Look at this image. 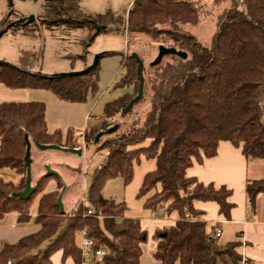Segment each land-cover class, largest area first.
<instances>
[{
	"label": "trees",
	"instance_id": "obj_1",
	"mask_svg": "<svg viewBox=\"0 0 264 264\" xmlns=\"http://www.w3.org/2000/svg\"><path fill=\"white\" fill-rule=\"evenodd\" d=\"M229 1V7L217 18L206 50L187 30L200 20L198 8L191 2L133 0L127 17L122 19L111 13L86 15L79 9V0L44 1L43 14L37 20L43 26H86L92 40L103 31L96 32L94 27L106 29L113 25L125 29L127 36L168 42L166 47L186 53V58L167 55L164 58L169 61L164 65L162 61L156 66L149 64L143 86V95L148 87L149 99L143 118L126 131L95 144L97 150L106 152V160L92 176L87 199L100 219L83 216L81 206L74 207L71 213H61L56 191L62 184L55 175L39 176L27 200L12 194L25 188V135L31 143L78 149L81 138L87 148L103 131L98 128L120 114L138 88L131 53L122 61L126 73L116 88L133 87L135 95L125 94L107 103L104 119L83 134L76 135L68 129L64 140L60 132L48 134L42 103L0 104V170L14 171L20 177L16 184L0 179V222L9 214L16 215L18 223L30 222V202L38 196L34 220L40 226L36 233L17 243L1 246L0 264L8 260L12 264H52L51 257L56 252L61 254V262L82 264L76 237L84 229L94 248L105 250L104 264H142L141 247L147 241V232L139 221L124 217V203L102 195L109 180L120 178L124 185L130 183L133 163L140 155L155 160V169L144 175L138 192L142 196L155 190L144 208H163L168 214L178 215L173 226L155 230L152 236L156 241L152 257L157 264H217L219 260L241 264L237 253L240 241L218 244L207 233V224L201 219L203 212L193 206L196 201L213 202L218 214L228 221L234 207L229 202L231 190L202 185L186 176L192 160L214 157L221 141L240 147L249 162H264V0ZM104 55L107 54L89 73L65 77H49L33 72L27 64L15 66L0 61V83L12 89L45 90L68 103H84L97 92L99 63ZM116 131L117 127L108 134ZM145 141L148 144L142 146ZM50 177L56 189L45 191L44 180ZM245 194L250 212L255 213L257 198L264 195V179H248Z\"/></svg>",
	"mask_w": 264,
	"mask_h": 264
},
{
	"label": "rangeland",
	"instance_id": "obj_2",
	"mask_svg": "<svg viewBox=\"0 0 264 264\" xmlns=\"http://www.w3.org/2000/svg\"><path fill=\"white\" fill-rule=\"evenodd\" d=\"M44 1L0 0V61L15 66L30 63L31 67L40 69L41 73L45 75H50L72 72L75 71V67H81V64L88 62L91 64L94 55L99 53L107 54L103 56L104 58L122 57L123 62L130 53H136L144 63L143 77L146 81L149 64L157 55V47L159 45L166 47L169 44L168 42L157 43L148 37L138 35L127 36L125 29L113 25L107 26L105 30L94 35L92 40L89 39L92 33L86 26L76 29L65 26L48 28L37 21L43 14ZM132 1L79 0V9L86 15L97 16L111 13L115 18L125 19ZM184 1L196 4L199 10V23L192 28H187V30L194 35L201 44L202 49L206 50L215 32L217 18L225 8L229 7L230 1ZM29 16H34L35 21L26 25L15 24L17 20L28 18ZM127 40L130 41L128 47ZM167 61L169 59H162V65ZM127 89L128 96L135 95L133 87H128ZM148 99L149 92L146 86L142 99L134 105L129 114L124 117L118 114L98 128L103 131L108 129L112 131L117 127V131L110 135L108 133L102 135L96 145L126 131L131 124L141 120L148 107ZM77 144L81 146L82 154L80 156L61 151L40 152L34 146L31 148L32 186L39 176L46 173L43 168L44 165H48L55 170L58 178H60L62 187L65 188L62 194V204L66 214L71 213L74 207H79L82 201L86 205L89 204L87 194L92 176L96 169L106 160V152L97 150L94 143L87 148L83 146L81 141H78ZM147 144L148 141H145L142 146ZM154 169L155 160L140 155L133 163V176L130 183L124 185L123 180L120 178L109 180L104 185L103 197L116 203H124L126 206L125 218L136 220L140 223L148 219L164 218L165 209L157 208L153 211L144 208L146 199L155 190L146 195L138 196L144 175ZM250 169L253 175L256 172L255 168L250 167ZM260 172H263V170ZM44 183L46 185L45 191L56 189V182L51 177L50 179H45ZM60 191L61 188L57 189L56 193L59 195ZM38 198L37 196L30 202V214L32 217H35ZM255 213L260 216L264 214V195H260L257 198ZM207 230L211 233L210 224H207ZM234 239V236L228 239V235L224 234L217 241L218 244L225 245L234 241ZM151 240V236L147 237L145 244L150 245ZM80 241V237L77 236V246ZM217 264L230 263L218 261Z\"/></svg>",
	"mask_w": 264,
	"mask_h": 264
},
{
	"label": "crops",
	"instance_id": "obj_3",
	"mask_svg": "<svg viewBox=\"0 0 264 264\" xmlns=\"http://www.w3.org/2000/svg\"><path fill=\"white\" fill-rule=\"evenodd\" d=\"M99 64L97 92L94 95H89L84 103H68L57 99L45 90L12 89L0 83V104L42 103L45 106L48 134L60 132L63 140L68 129H72L76 135L83 134L85 130L104 119L103 110L107 103L128 93L127 88H116V84L126 73L122 67V57L102 58ZM88 65H90L89 62L81 64V67H75V71L82 70ZM26 67H29L33 72L41 73L40 69L31 67L30 63ZM78 141L83 143L81 138ZM250 167L255 168L256 172L253 175L250 172ZM262 170L263 172H260ZM186 176L195 178L202 185L212 184L216 188L224 186L231 190L232 195L229 202L234 204V207L228 221L218 214V206L213 202L196 201L193 206L203 212L201 219L206 224H210L211 233L207 230L210 236L213 235V229L219 227L222 233L218 239L227 234L228 239L234 236V241H240L237 253L241 256V262L264 264V214L260 216L250 212L245 194V185L248 179H264V162H249L242 155L240 147L237 148L230 142L221 141L218 143L214 157L204 158L201 156V161L193 159L191 167L186 170ZM0 179L15 184L20 181V177L11 170H0ZM34 219L32 217L30 222L22 224L17 222L16 215H6L0 222V247L6 244H15L20 239L36 233L40 226ZM177 221L176 212L169 214L166 212L164 218L148 219L139 223L141 229L147 232V237H152L155 230L173 226ZM221 226L223 227L221 228ZM155 248L156 241L153 237L150 245H142L140 257L142 264H157L152 257ZM51 261L52 264H73L71 260L61 262L59 252L52 255Z\"/></svg>",
	"mask_w": 264,
	"mask_h": 264
},
{
	"label": "water",
	"instance_id": "obj_4",
	"mask_svg": "<svg viewBox=\"0 0 264 264\" xmlns=\"http://www.w3.org/2000/svg\"><path fill=\"white\" fill-rule=\"evenodd\" d=\"M35 21L34 16H29L28 18H22L19 19L15 22V24H29ZM96 32L102 31L105 29V27H94ZM104 53H99L94 55L93 60L90 65L85 67L82 70L78 71H72L68 73H58V74H50L48 75L49 77H65V76H77V75H85L89 73L94 67L97 65L99 58L103 55ZM167 55H175L180 58H186V53L182 51H178L174 48L171 47H165L163 45H159L157 47V55L154 58L152 62H150L151 66H156L158 65L162 59L167 56ZM131 57L135 60L136 62V77L138 80V88H137V93L136 95L129 100V102L126 104V106L121 110L120 116L124 117L125 115L129 114L132 111V108L134 107L135 104H137L143 96V86H144V77H143V68H144V63L141 60V58L136 54V53H131ZM109 129L106 131H100L95 135L94 138V144L98 142L100 137L104 134L109 133ZM24 143H25V153H24V165H25V188L23 191L19 193H13L12 197L18 198L19 200H27L34 192V187L31 184L32 180V174H31V164H32V159H31V148L34 146L38 151L40 152H46V151H61L64 153H70V154H75L77 156H80L82 154V150L78 148H61L56 145H41L38 143H31L28 139V136H24ZM44 169L46 170L45 175H55L58 176L56 171L51 169L50 166L44 165ZM64 187L61 188V191L57 197V206L60 210L61 213H64L63 209V204H62V194L64 191Z\"/></svg>",
	"mask_w": 264,
	"mask_h": 264
},
{
	"label": "built area",
	"instance_id": "obj_5",
	"mask_svg": "<svg viewBox=\"0 0 264 264\" xmlns=\"http://www.w3.org/2000/svg\"><path fill=\"white\" fill-rule=\"evenodd\" d=\"M82 215L87 217H97L101 218L100 214L95 213V210L91 205H86L83 201L81 202ZM222 230L219 227L213 229L212 237L218 239L221 236ZM78 236L80 237V244L78 248L80 249L81 257L83 259L82 264H104L103 257L105 256V250L102 248H94V242L88 237L86 229L82 230ZM6 264H12L10 260ZM244 264V261L241 262Z\"/></svg>",
	"mask_w": 264,
	"mask_h": 264
}]
</instances>
